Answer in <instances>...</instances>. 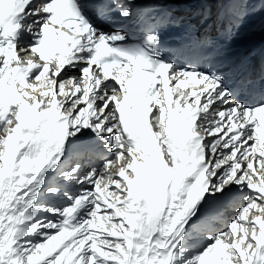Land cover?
Segmentation results:
<instances>
[{
    "label": "snow or ice",
    "instance_id": "6c2138e0",
    "mask_svg": "<svg viewBox=\"0 0 264 264\" xmlns=\"http://www.w3.org/2000/svg\"><path fill=\"white\" fill-rule=\"evenodd\" d=\"M195 15L0 0V264H264V87L164 44Z\"/></svg>",
    "mask_w": 264,
    "mask_h": 264
},
{
    "label": "bare ground",
    "instance_id": "6f19581e",
    "mask_svg": "<svg viewBox=\"0 0 264 264\" xmlns=\"http://www.w3.org/2000/svg\"><path fill=\"white\" fill-rule=\"evenodd\" d=\"M249 3L255 5V9H260V13L256 16L252 13L248 19V23L250 25H258V21H261L264 18V3H262L261 0H250ZM219 9H221V2ZM229 215H235V213L230 212Z\"/></svg>",
    "mask_w": 264,
    "mask_h": 264
}]
</instances>
